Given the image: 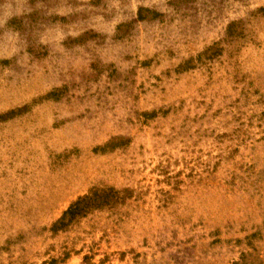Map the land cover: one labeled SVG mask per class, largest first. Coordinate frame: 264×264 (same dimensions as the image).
Masks as SVG:
<instances>
[{"label":"rangeland","instance_id":"374dc122","mask_svg":"<svg viewBox=\"0 0 264 264\" xmlns=\"http://www.w3.org/2000/svg\"><path fill=\"white\" fill-rule=\"evenodd\" d=\"M51 260L264 264V0H0V264Z\"/></svg>","mask_w":264,"mask_h":264},{"label":"trees","instance_id":"16d2710c","mask_svg":"<svg viewBox=\"0 0 264 264\" xmlns=\"http://www.w3.org/2000/svg\"><path fill=\"white\" fill-rule=\"evenodd\" d=\"M91 199L90 198H83L78 201H76L74 204H72L67 211H65L62 215V217L54 224L52 230L58 231L62 228H65L66 226L69 225V223L76 218L77 216L82 215L88 207H90L91 204ZM55 260H51L48 263L44 264H55Z\"/></svg>","mask_w":264,"mask_h":264}]
</instances>
